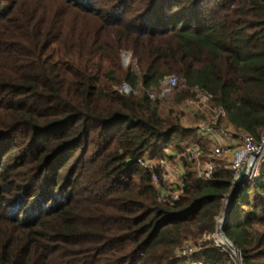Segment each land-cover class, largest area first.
<instances>
[{
    "label": "trees",
    "instance_id": "16d2710c",
    "mask_svg": "<svg viewBox=\"0 0 264 264\" xmlns=\"http://www.w3.org/2000/svg\"><path fill=\"white\" fill-rule=\"evenodd\" d=\"M172 74L183 87L150 98ZM196 88L225 111L221 125L260 138L264 0H0V264H240L213 237L229 164L215 160L207 179L183 158L169 204L139 162L168 146L209 160L173 110ZM224 232L246 264H264V164ZM187 241L197 251L179 255Z\"/></svg>",
    "mask_w": 264,
    "mask_h": 264
},
{
    "label": "built area",
    "instance_id": "2783aa9c",
    "mask_svg": "<svg viewBox=\"0 0 264 264\" xmlns=\"http://www.w3.org/2000/svg\"><path fill=\"white\" fill-rule=\"evenodd\" d=\"M183 81L184 80L176 74L166 76L162 80L160 89L156 90V92L151 91L149 96L152 99L167 97L176 88H180ZM121 91L125 94L137 93V90H134L126 82L122 84ZM195 91L198 94L197 96H199V100H206V104L212 98L210 93L204 92L198 88H196ZM215 110H217L218 116L220 115V117H224L226 114L223 109L215 108ZM218 120L219 119L215 116L201 122L199 126L198 132L201 134L200 138L210 143V152L208 154L214 158H230L228 164L234 170V181L239 177L240 172L244 168H246L245 178H257L263 168L264 131L260 138H257L253 134L243 132L241 144H232V132L229 130V127H219L217 125ZM164 152L166 156L161 159L148 156L139 159L142 167L152 171L153 184L157 186L159 199L163 202L172 204L182 195L183 178L186 174L183 158L196 162L201 177L208 179L215 170V162L213 160H208L206 162L201 160L202 151L198 146H191L183 153H179L175 147L168 146L164 148ZM173 162H176V164L173 165ZM157 168L160 169V174L156 171ZM161 179L163 183H160ZM166 182H170L171 184L167 185ZM196 251V244L193 241H187L177 253L179 255L191 256Z\"/></svg>",
    "mask_w": 264,
    "mask_h": 264
},
{
    "label": "rangeland",
    "instance_id": "374dc122",
    "mask_svg": "<svg viewBox=\"0 0 264 264\" xmlns=\"http://www.w3.org/2000/svg\"><path fill=\"white\" fill-rule=\"evenodd\" d=\"M123 62H124L125 66L132 64L131 53L126 52L123 55ZM182 87H183V84L180 85V88H182ZM155 92H156V90H155ZM197 95L198 94L196 93L194 96H192V97L186 99L185 101L181 102L180 104H178L173 109L176 112V114L178 116H180L183 125L186 127L195 128L197 130L198 136H201L200 132H198L201 122L216 116L219 119L218 120L219 123H217V125L218 126H224L225 128L229 127V130L232 132V135H231L232 144L240 145L241 141H242V135L244 134L243 131H239L232 126H228V125L225 126L224 125V122H226L225 118H223V116L220 117V115L218 116L217 110H215V108L212 107L209 102L206 104V102H207L206 100H199V96H197ZM221 121H224L223 125H221V123H220ZM172 147H174V146H172ZM209 152H210V150H209ZM208 158H209V160H213L214 162H215V160H222L226 163H228V160L230 159V158H217V157L214 158L209 154H208ZM175 164H176V162H173V165H175ZM263 164H264V161H263ZM166 183H167V185L171 184L170 182H166ZM213 237L215 238L216 243L223 244L221 241L222 239H221L220 230L217 233H215Z\"/></svg>",
    "mask_w": 264,
    "mask_h": 264
},
{
    "label": "water",
    "instance_id": "95a60500",
    "mask_svg": "<svg viewBox=\"0 0 264 264\" xmlns=\"http://www.w3.org/2000/svg\"><path fill=\"white\" fill-rule=\"evenodd\" d=\"M246 176V168H244L241 172L239 177L235 180L232 192L230 194L229 199L227 200L226 203V207H225V212L220 220V234H221V241L223 243V245H227L229 246V248L234 252V254L239 258L240 264H246L241 253L240 250L233 244V242L227 237V235L224 232V225L226 223V221L229 218L230 215V208L234 199V196L236 194V191L238 189V187L241 185V183L243 182L244 178Z\"/></svg>",
    "mask_w": 264,
    "mask_h": 264
}]
</instances>
